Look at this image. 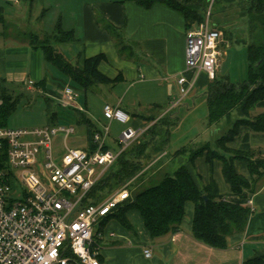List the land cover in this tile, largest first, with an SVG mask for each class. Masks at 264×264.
Here are the masks:
<instances>
[{
  "label": "crops",
  "instance_id": "1",
  "mask_svg": "<svg viewBox=\"0 0 264 264\" xmlns=\"http://www.w3.org/2000/svg\"><path fill=\"white\" fill-rule=\"evenodd\" d=\"M12 1L15 6L20 4L21 7L13 9L10 5ZM43 6V0H0L2 16L7 10L12 18L21 15L27 22L38 21L47 11ZM68 9L69 27L64 29L62 17H59L55 28L60 25L64 32H72L74 40L57 45L75 44V49L65 46L63 51H58L64 59L77 67L82 66L85 58L97 54L105 56L106 60L98 66L99 72L110 79L121 76L120 82L112 87L116 97L114 104L110 106L126 112L131 118L132 127H142L145 122L140 117L149 116L151 112L157 110H165L171 103L178 101L176 100L177 95L179 96L177 79L181 75L186 79L192 77L191 72H184L187 30L180 14L161 4L144 8L132 2L116 4L110 0L89 2L78 0L74 5H69ZM105 26H109L110 30L105 29ZM0 27V85L4 88L5 84L21 85L27 89L34 87L42 91L47 99L59 107L58 121H64L67 111L71 110L59 106L60 92L65 86L75 85L54 67H52L54 73L50 72V76L45 77L42 51L32 49L23 34L13 35L12 30L6 27L4 17ZM116 46L128 52V60L117 56L114 49ZM222 46L221 44L219 48L220 56ZM87 50L91 51L86 54ZM201 76L204 75H199ZM77 103L82 109V112L78 113L87 117L86 100L81 102L80 96ZM253 107L264 109V100ZM142 109H146V112H140ZM261 113L264 111L258 114ZM57 116V113L51 114L49 117L51 124L55 123ZM245 134H248L249 146L256 151L253 159L264 160V133L250 132L247 127L239 128L238 136L227 145L228 148L238 150ZM62 142L60 136L61 150ZM85 142L83 148L88 147L87 140ZM165 157L161 159L164 162L160 167L169 165L170 168L173 162H176V167L186 165L189 154L187 158L174 156L173 159H167V154ZM222 166V161L218 159H214L209 164L204 156H200L194 160L192 166L188 167L191 174L198 177L199 187L207 186L212 180L216 184L218 193L225 196L228 202L249 207L251 210L244 230L227 237L226 248H210L192 237L193 205L188 202L184 206L180 229L176 233L155 239H151L140 214L135 210L125 213L130 229L122 227L115 219L108 220L100 237L97 238L100 263L244 264L258 257L264 258V169H260V174L254 176L251 191L242 198L232 195L231 187L222 175ZM232 167L236 175L251 181L252 175L245 161L234 160ZM174 169L173 172L177 168ZM146 250L150 251L148 258L144 257Z\"/></svg>",
  "mask_w": 264,
  "mask_h": 264
},
{
  "label": "trees",
  "instance_id": "2",
  "mask_svg": "<svg viewBox=\"0 0 264 264\" xmlns=\"http://www.w3.org/2000/svg\"><path fill=\"white\" fill-rule=\"evenodd\" d=\"M116 4L132 2L137 6L148 8L154 4L164 5L180 14L185 23L186 30L193 29L200 24L204 18L208 0H110ZM234 2L236 0H226ZM245 5V11L241 14L247 17L248 30L252 42L246 47L247 53V79L240 84H232L227 80L218 81L216 77L209 80L206 85L205 99L208 112V123L213 124L229 115L233 110L239 113H246L247 118L251 108L261 100H264V0H238ZM3 23V16L0 11V24ZM105 29L110 30L109 26ZM32 49H40L44 62L59 69L73 83L72 88L81 92L94 90L98 86L114 87L121 80L118 75L113 79L108 78L99 72L98 66L106 58L103 54H97L83 60L82 66L72 65L58 50L51 45L55 43H70L74 40L72 32H64L60 25H57L52 35H45L42 40L37 35H28L25 38ZM37 40V41H36ZM118 46H120L118 44ZM123 51V48H119ZM41 84V83H40ZM6 89L0 85V127H5L6 116L14 108L15 102L12 97L6 94ZM164 114L151 119V116L140 117L147 126V129L128 149L123 151L116 162L111 166L114 170H107L105 176L91 189L86 203L97 204L106 196L112 193L123 183L132 179L143 168L142 159L150 145L155 152L161 153L168 142L169 127L163 135L155 129L165 123ZM71 115V116H70ZM63 122H72L75 125L85 127L88 147L92 148V137L98 128L94 126L85 115L76 111H67ZM153 122V123H152ZM152 123L148 127V124ZM240 127H247L250 132L264 133V113L255 115L252 119H246L244 123L238 124L231 130L227 137L217 140L219 149L223 151L208 152L206 147L195 151H189L186 165L179 166L171 174L165 173L162 179L154 184L151 181L144 189L130 194L128 200L119 204L113 213L104 218L96 227V234H100L106 222L115 219L122 227L130 229L125 218V213L130 210L137 211L143 221L145 229L151 239L176 233L184 216V206L190 202L193 205V216L191 223L192 237L214 249L226 248L228 236L241 233L251 214L249 207L232 204L227 198L218 193L214 181L207 186L199 187L198 177H194L188 166H192L194 160L204 156L207 163L211 164L214 159L222 161V175L226 183L231 187L232 195L244 198L251 191V184L255 175L260 174L259 170L264 169V160L254 158L256 154L248 144V134L241 139L238 150H231L228 144L238 136ZM157 137L155 141V138ZM154 142V143H153ZM224 146L225 150L221 147ZM162 149V150H161ZM158 153V154H159ZM184 151H176L177 156ZM243 160L247 163L251 173V181L245 180L235 174L232 163L234 160ZM109 171V172H108ZM99 262L100 259L98 257ZM244 264H264V258L258 257Z\"/></svg>",
  "mask_w": 264,
  "mask_h": 264
},
{
  "label": "built area",
  "instance_id": "3",
  "mask_svg": "<svg viewBox=\"0 0 264 264\" xmlns=\"http://www.w3.org/2000/svg\"><path fill=\"white\" fill-rule=\"evenodd\" d=\"M210 6L203 21L185 32L184 72L192 77L177 79L179 99L170 110L190 93L199 75L212 80L218 69L223 33L209 23ZM80 93L65 86L59 106L82 112L77 103ZM102 115L108 125L94 133L92 148L66 145L75 133L72 122L33 130L0 127V264H101L96 227L128 200L131 179L97 204L85 200L119 155L147 129L132 127L130 116L118 107L104 105ZM113 122L124 127L116 152L106 143ZM58 136L63 149L54 153L53 139ZM12 182L22 191L16 200L9 198ZM144 257H150V251H144Z\"/></svg>",
  "mask_w": 264,
  "mask_h": 264
},
{
  "label": "rangeland",
  "instance_id": "4",
  "mask_svg": "<svg viewBox=\"0 0 264 264\" xmlns=\"http://www.w3.org/2000/svg\"><path fill=\"white\" fill-rule=\"evenodd\" d=\"M76 1L78 0H43V7L46 8L47 11L43 14V16L41 15L39 17L38 21L33 22L24 21L21 15H17L12 18L6 10L3 12L4 23L6 24V27L12 30L13 35L23 34L24 38L28 37V35H37L42 40L45 35H51L55 32L54 28L59 17H62L61 21L64 29L69 27V21L67 18L69 11L68 6L71 4L74 5ZM86 1L89 2L91 0ZM10 5L13 9L21 7L20 4L15 6L13 1ZM209 6L210 5L207 4V8ZM244 11V3L238 0L234 2L215 0L210 6L211 17L209 23L211 26L222 31L224 42V44L222 43L223 46L221 48L222 54L219 57V70L215 72V77L218 81L227 80L232 84H240L247 79L246 47L252 42V39L249 35L247 17L241 15ZM57 44L58 43L53 41L51 42V45L57 50L63 51L65 46H68L73 50L75 49V44ZM114 49L120 59L128 60L127 51H119L118 46L114 47ZM67 51L69 52V50ZM88 51L91 50H87L86 54ZM68 54L66 53L67 56ZM44 67L43 74L48 78L55 70L52 66L46 63H44ZM208 81L209 80L205 75L199 77L191 92L184 97L175 108L171 109L168 114L164 115L165 123L157 126L155 130L159 133L161 132L163 135L166 128L168 129L169 127L168 142L164 146V150L161 151V153L155 152L152 149V145L148 147L146 155L144 159H142V170L131 179L129 194L144 189L149 186L148 184L153 180H155L154 184H157L165 173L171 174L173 172L172 170L176 167V162H173L170 168H168L169 165H167L168 167H160L161 163L163 164L164 162L161 159L165 157L166 154L167 159H173V154L176 151L183 150L184 153L177 156L187 158L189 151L192 152L200 149L201 147H206L208 152L213 150L215 152L222 153L223 151L219 149L220 145H218L217 140L227 137L231 130H234L238 124L244 123L247 118L252 119L259 112L264 111V109L253 107L246 118V113H239L238 111L233 110L228 116L220 119L216 123L209 124L206 99L204 96ZM4 86L6 94L11 96L15 102L14 108L6 116V128L33 130L50 126L52 124L49 117L51 114L55 113H57L58 116L57 120L55 119L56 121L54 124L57 122L61 123V121H58L60 112L59 107H57L51 100L47 99L45 93H42V91H39L34 87L27 89V87H22L21 85L12 86L11 84H5ZM113 89L114 88L106 86H98L92 90L95 93H91L92 91H88L85 94H83V92L80 93L81 102H83L84 99L86 100L87 117L98 129H100L104 124L108 125V122L103 118L102 109L105 104H114L116 96ZM178 99L179 96L177 95L176 100ZM167 109L169 110V107H166L165 110H157L154 113L151 112L149 116L153 119L164 114ZM145 110L146 109H142L140 112L144 113L146 112ZM101 122L102 124L100 125ZM152 123H149L148 127L151 126ZM73 126L75 133L68 138L67 146L69 148L82 149L86 143L85 127L75 124H73ZM109 129L110 137L107 139L106 143L110 151L116 152L118 150L116 141L119 133L124 129V127L113 122L109 124ZM59 139L60 136L53 139L54 153L59 151L61 153ZM156 139L157 137L155 138V141H158ZM226 145L227 144L221 146L223 150H225L224 146ZM114 169L115 167H111L109 171ZM12 184L13 188L9 193V198L14 200L19 199L22 192L21 188L15 182H12ZM198 184L200 185L199 181Z\"/></svg>",
  "mask_w": 264,
  "mask_h": 264
}]
</instances>
